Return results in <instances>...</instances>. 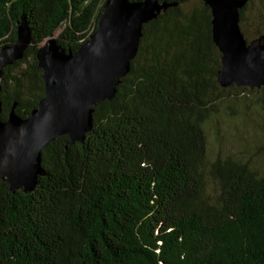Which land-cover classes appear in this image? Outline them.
Here are the masks:
<instances>
[{"label": "trees", "instance_id": "obj_1", "mask_svg": "<svg viewBox=\"0 0 264 264\" xmlns=\"http://www.w3.org/2000/svg\"><path fill=\"white\" fill-rule=\"evenodd\" d=\"M105 1L0 0V48L21 18L31 33L23 58L3 70V121L11 110L28 117L43 97L38 49L60 30L57 43L75 52ZM164 1L114 98L93 108L84 142L48 144L32 192L0 181V264H264V136L258 157L222 153L218 124L264 87L221 88L210 9ZM262 4L239 11L247 42L249 13L251 38L264 36Z\"/></svg>", "mask_w": 264, "mask_h": 264}, {"label": "water", "instance_id": "obj_2", "mask_svg": "<svg viewBox=\"0 0 264 264\" xmlns=\"http://www.w3.org/2000/svg\"><path fill=\"white\" fill-rule=\"evenodd\" d=\"M211 13V37L218 49L221 88L264 87V36L246 41L239 25V11L247 0H200ZM170 4L164 0H106L96 30L75 51L61 47L54 37L38 49L43 97L28 117L13 110L1 119L0 181L10 192H32L44 176L42 150L66 136V145L84 142L93 126V108L111 101L137 55L142 27ZM31 33L24 18L17 23L16 39L0 48V80L3 70L23 58Z\"/></svg>", "mask_w": 264, "mask_h": 264}, {"label": "rangeland", "instance_id": "obj_3", "mask_svg": "<svg viewBox=\"0 0 264 264\" xmlns=\"http://www.w3.org/2000/svg\"><path fill=\"white\" fill-rule=\"evenodd\" d=\"M263 4L259 5L260 10L255 11L258 16H264V8ZM250 17L246 19L245 30L246 37L250 41L252 38V15L248 14ZM60 30H57L54 33V37L56 38L59 34ZM230 93H234L231 91ZM250 101L248 109L245 108V112L242 113L241 109L236 108L233 110V115L231 113V109H225L223 114L220 116L218 120L219 124V134L222 136V144L221 152L229 151L231 154L239 153L246 154L252 153L253 155L258 157L259 145L263 141L264 136V90H258L256 93L253 92L252 95L249 96ZM242 113V114H241ZM241 114V115H240ZM236 115H240L236 117ZM217 148L210 149V153H215Z\"/></svg>", "mask_w": 264, "mask_h": 264}]
</instances>
